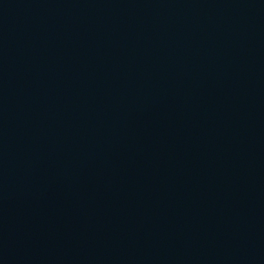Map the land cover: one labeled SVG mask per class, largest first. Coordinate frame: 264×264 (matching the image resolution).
Listing matches in <instances>:
<instances>
[{
  "label": "water",
  "instance_id": "95a60500",
  "mask_svg": "<svg viewBox=\"0 0 264 264\" xmlns=\"http://www.w3.org/2000/svg\"><path fill=\"white\" fill-rule=\"evenodd\" d=\"M0 264H264V0H0Z\"/></svg>",
  "mask_w": 264,
  "mask_h": 264
}]
</instances>
